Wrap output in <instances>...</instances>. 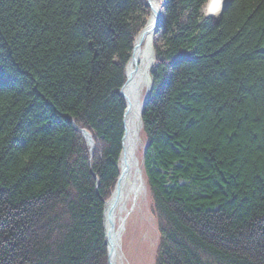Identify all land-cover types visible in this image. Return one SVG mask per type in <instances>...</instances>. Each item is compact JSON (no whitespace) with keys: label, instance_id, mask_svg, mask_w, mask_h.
<instances>
[{"label":"trees","instance_id":"16d2710c","mask_svg":"<svg viewBox=\"0 0 264 264\" xmlns=\"http://www.w3.org/2000/svg\"><path fill=\"white\" fill-rule=\"evenodd\" d=\"M141 160L156 264H264V0H163ZM148 0H0V264H108L120 95ZM96 142L90 151L75 126Z\"/></svg>","mask_w":264,"mask_h":264},{"label":"bare ground","instance_id":"6f19581e","mask_svg":"<svg viewBox=\"0 0 264 264\" xmlns=\"http://www.w3.org/2000/svg\"><path fill=\"white\" fill-rule=\"evenodd\" d=\"M226 2L227 0H211L207 10L209 13L219 16L222 12V5ZM152 6L155 10H160V2L158 0H152ZM150 17H152V14ZM151 27L152 25L148 26L149 29ZM153 37L154 33L148 32L141 41V46L136 49V60L131 61L128 66V74L132 73V75L124 88L125 102L128 107L130 106L124 118L126 137L123 153L121 152L122 155L120 157V166L123 165L125 167V172L122 173L119 183H116L111 192L106 212L108 214L112 210L111 213L114 220L111 238L114 244L112 264H124L122 238L126 222L135 213L138 206L142 204V199H145L147 194H149L146 179L140 166L138 152L143 145L141 136L144 97L147 96L151 87L150 71L155 62ZM89 146L90 151H93L96 148V142H90ZM106 223L109 231L108 217Z\"/></svg>","mask_w":264,"mask_h":264},{"label":"rangeland","instance_id":"374dc122","mask_svg":"<svg viewBox=\"0 0 264 264\" xmlns=\"http://www.w3.org/2000/svg\"><path fill=\"white\" fill-rule=\"evenodd\" d=\"M204 11L208 13L207 9ZM141 137L143 145L138 152L140 160L143 157L142 154L145 149L143 133ZM141 203L135 213L126 222L122 238L124 264H156L160 233L157 219L152 209L150 194H147V197L142 199Z\"/></svg>","mask_w":264,"mask_h":264},{"label":"water","instance_id":"95a60500","mask_svg":"<svg viewBox=\"0 0 264 264\" xmlns=\"http://www.w3.org/2000/svg\"><path fill=\"white\" fill-rule=\"evenodd\" d=\"M231 2H232V0H230L227 4L223 5L222 14L228 9V6L231 4ZM149 5H150V7L152 9V17L149 20V23H148L147 27L140 33V35H139V37L137 39V43L135 45L134 54H133V56L131 58V61L136 60L135 52H136V49L141 46V41L143 40V38L147 35L148 32L154 33L155 30L158 28L160 21L162 20L161 11L160 10L157 11V10H155L153 8L152 0H149ZM221 17H222V15L220 16V18ZM149 25H152V27L150 29L148 28ZM131 75H132V73L128 74V67H127V78L128 79H127V82L125 83V85L123 86V88L120 91V95L123 96L124 98H125L124 88H125L126 84L128 83ZM146 103H147V99L145 100L143 108H142V115H143L144 106H145ZM129 108H130V106L129 107L127 106L126 111L124 113V118H125V115L127 114ZM123 125H124V128H125L124 119H123ZM76 129L85 136V138L88 140L89 144H90V142L91 143L94 142V139H93L92 135L87 130L81 129L79 127H76ZM124 131H125V129H124ZM125 137H126V132H124V136L122 138V153H123V146H124ZM122 153H121V155H122ZM124 168L125 167L122 165L121 166L120 176L118 178L117 183H119L122 173L125 172ZM107 203H108V201H106V203H105V211H104V230H105V239H106L105 243H106V245L108 247V264H112L111 259H112V254L114 252V244H113L111 238H112V231H113V228H114V220L112 218V213H111L112 210L108 214L106 213L107 212ZM107 217L109 219V224H110V230L109 231L107 230V223H106Z\"/></svg>","mask_w":264,"mask_h":264}]
</instances>
